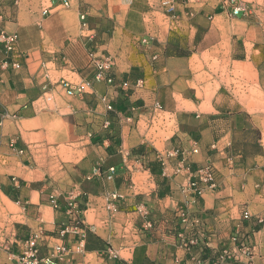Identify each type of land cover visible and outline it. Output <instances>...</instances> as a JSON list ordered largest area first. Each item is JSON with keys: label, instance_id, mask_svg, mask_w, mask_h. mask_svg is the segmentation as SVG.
Instances as JSON below:
<instances>
[{"label": "crops", "instance_id": "crops-1", "mask_svg": "<svg viewBox=\"0 0 264 264\" xmlns=\"http://www.w3.org/2000/svg\"><path fill=\"white\" fill-rule=\"evenodd\" d=\"M63 1L0 0L19 61L3 65L0 43V264H18L31 233L36 264L54 260L58 245V264H203L224 251L235 257L220 264H264V114L220 87L192 88L222 83L201 70L214 61L246 66L237 54L260 14L233 15L219 0H170L171 11L164 0ZM91 54L142 86L95 80ZM62 80L90 86L69 95ZM257 81L264 92V66ZM54 150L61 171H51ZM112 192L121 201L110 214ZM70 195L82 232L70 227Z\"/></svg>", "mask_w": 264, "mask_h": 264}, {"label": "built area", "instance_id": "built-area-1", "mask_svg": "<svg viewBox=\"0 0 264 264\" xmlns=\"http://www.w3.org/2000/svg\"><path fill=\"white\" fill-rule=\"evenodd\" d=\"M228 1L231 4V13L233 15H238L240 13L246 12L247 9L245 5L242 3L235 1V0H223L224 3H228ZM62 4L67 5L68 1L64 0ZM162 5L169 6V11L172 10L170 0H164L162 2ZM83 15H81V19H83ZM84 25V23H82ZM0 43L5 51L6 59L3 61V65H10L14 68L19 67V61H18V53L16 52V44H17V34L14 32H7L2 27V16L0 14ZM89 64L95 68V80H102L105 81L108 85L113 87H123V88H137L142 86L144 80L143 78L135 79L133 82L129 81H120L116 78L115 73L113 72V62L110 56H103V55H95L91 54L89 59ZM61 84L64 88H66V92L69 95H72L74 93H77L78 95H81L84 92V86L89 87V82H83L76 86H72L71 83L67 80H62ZM102 100H105L104 97H102ZM155 108H159V103H154ZM107 110H111L112 107L109 103L106 104ZM2 122V117H0V123ZM14 142H11V145L13 146ZM193 152H197V147H194L192 149ZM19 152H22L19 150ZM173 153L177 154L178 150L173 149ZM96 172H99V169H95ZM203 174V178L205 183L213 187L216 184V170L212 165H207L203 169L200 170ZM191 187L194 189L195 193L200 195L204 191V187L200 185V182L194 181L191 184ZM107 199V205L106 209L109 211L110 214L115 213L119 208V203L121 201V195L117 192L107 193L106 194ZM51 202L54 205L55 208L58 207V204L54 200V198H51ZM68 215L70 216V227L74 230L82 232V223L80 220V213L82 211V208L80 204L72 198V195L68 197L67 201V210ZM180 215L184 218L185 212L180 211ZM244 217H248V213H243ZM261 222H264V218L260 219ZM62 233H64V230H62ZM82 241V239H80ZM26 247L23 250L20 261L18 264H36V257L38 253V247H39V234L37 233H31L29 237L26 239ZM66 248L63 245H58L55 249V256L54 260H47V264H58L65 253ZM235 255L230 253L229 251H224L223 253L219 254L216 258L207 260L203 264H220L225 259L228 258H234Z\"/></svg>", "mask_w": 264, "mask_h": 264}, {"label": "rangeland", "instance_id": "rangeland-1", "mask_svg": "<svg viewBox=\"0 0 264 264\" xmlns=\"http://www.w3.org/2000/svg\"><path fill=\"white\" fill-rule=\"evenodd\" d=\"M223 2V0H219ZM248 6V11H256V14H260V18L253 20L251 30L247 38L246 47L247 51L237 54L243 60L246 61V66H231L229 68L222 69L215 63L210 65L208 69H201L211 75H219L222 83H207V84H194L193 89L196 90L198 95L211 96L215 90L220 87V92L231 96L245 98L247 107L251 110H259L264 114V92L260 87L257 77L260 75V70L264 66V1H259L256 5H253L251 0H235ZM228 5H231L228 1ZM175 54H187L182 51H175ZM208 58V57H206ZM208 71V72H207ZM163 134V132H162ZM63 151L57 150L50 151L48 157L53 158L51 164V171L63 170V166L56 162L55 157L62 161Z\"/></svg>", "mask_w": 264, "mask_h": 264}]
</instances>
